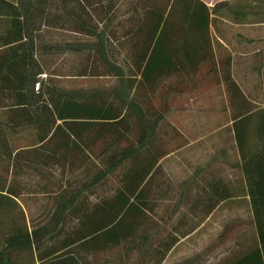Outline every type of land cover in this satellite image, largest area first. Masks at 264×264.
I'll use <instances>...</instances> for the list:
<instances>
[{
  "label": "trees",
  "instance_id": "1",
  "mask_svg": "<svg viewBox=\"0 0 264 264\" xmlns=\"http://www.w3.org/2000/svg\"><path fill=\"white\" fill-rule=\"evenodd\" d=\"M220 19L241 56L213 34ZM262 25L264 0H0V264H162L179 240L148 215L158 164L210 125L240 159L230 168L254 214L225 260L264 264V197L248 168L264 108L233 73L246 57L260 76ZM201 85L214 86L212 118L167 121L174 95L198 107ZM88 162L96 173L78 184ZM107 180L111 196L90 202Z\"/></svg>",
  "mask_w": 264,
  "mask_h": 264
},
{
  "label": "crops",
  "instance_id": "2",
  "mask_svg": "<svg viewBox=\"0 0 264 264\" xmlns=\"http://www.w3.org/2000/svg\"><path fill=\"white\" fill-rule=\"evenodd\" d=\"M255 66L256 64L250 65L247 72H239L237 71L238 68L235 72H233L235 74V81L239 84V86L264 87V66L260 68L259 77H257ZM251 76L252 79L250 78ZM255 99L256 98H253L252 96L250 97V100L253 103L255 102ZM255 105L259 104L255 103ZM259 107L264 108V104ZM207 134H209L207 137L210 136V138L206 140L201 138L200 147L191 149L190 155L185 158L184 170L186 174L184 177V185H181L184 188L183 191L175 194L170 187L173 185V183L170 182L171 178L170 174L167 173V167H164V163L173 154L169 153L161 160L162 162H159L158 166L160 172L158 173V176L153 180L155 185V189L153 191L154 193L147 197V202L152 204L148 207L150 208V211H153L152 206L154 207L155 203L163 204L162 202H168L173 206L172 214L175 215L180 213L181 204L187 203L189 207L188 211L181 214L182 218L184 216V220L178 219V221H176L175 223L176 226H172L171 230L169 231L176 234L178 240L187 238L193 234H198V239H202L208 229H212V224L210 222L209 224H207L206 222L210 220L212 214L218 211H220L219 215H222L221 213L225 212L232 213L235 220L236 218L241 219L243 217H247L250 220L254 215L253 209H251V207L249 206L251 198L244 192V187L246 185L244 174L242 173L240 168H238L237 170L231 169L230 165L232 166V162L230 163V165H227L228 163L225 161L227 159L230 161H232V159H235L238 165L240 164L239 157L237 156V154L233 153L231 156H229L230 154H225V140H223V134L220 135L219 131H210ZM213 136L216 137L214 140H212ZM254 154L255 156H258L257 158H255V164L252 163V167H248L250 169L249 177H251L252 183L261 185V187H259L260 191H257L259 195L256 196L258 201H260L264 197L260 195L264 193V190L262 189L264 187V164L259 163L257 159L262 158L264 160V137L259 143L257 152H255ZM209 155L212 156V158L214 157L215 162L203 163V160H206ZM219 159H221L224 164H218ZM171 161L175 160L171 159L167 163H171V165L174 166L175 162ZM178 168L181 167L177 166V169ZM83 170H86V175H84V172H82ZM82 171L79 175L80 179L78 181V184L80 182L83 184V182H86L87 179H89L96 173L95 164L86 163V165L82 167ZM109 185L110 180L105 181L103 188H99L97 190V194L95 196H91L89 201L94 202L98 197H101L102 195L111 196L112 191H109V193H100L101 190L105 191L106 188L110 189ZM198 186L200 187V190L197 188ZM225 189H227L230 193L229 196H226ZM192 190L198 191L192 194ZM182 194L184 195L183 198H181ZM167 210L168 207L164 209V211ZM185 214L187 216H185ZM188 215L190 218L188 217ZM161 219L163 218L161 217ZM171 219L172 216L170 217V220ZM249 223V233L254 232V227L252 226L251 221ZM220 224L221 222L217 223L218 228L220 227ZM223 237L224 235L221 234V238ZM218 240L219 236L217 234V244ZM227 256H225V258ZM225 258L217 261L216 264H229V261L231 260H225Z\"/></svg>",
  "mask_w": 264,
  "mask_h": 264
},
{
  "label": "rangeland",
  "instance_id": "3",
  "mask_svg": "<svg viewBox=\"0 0 264 264\" xmlns=\"http://www.w3.org/2000/svg\"><path fill=\"white\" fill-rule=\"evenodd\" d=\"M205 3H207L210 7L213 6L215 3L225 0H201ZM227 20L220 19L212 26V32L213 34L221 39L225 45L229 47L232 53H234L237 56H241L243 48L238 46V39L236 38V27L231 26L230 24H227ZM227 26V27H225ZM258 27V26H256ZM261 28H264L262 25ZM244 32V31H242ZM252 35V34H251ZM259 34H257L256 38H259ZM244 59V60H243ZM241 58V69H237L239 72H247L248 67L252 65V61L246 60L247 58L243 57ZM238 72V73H239ZM205 77V75H203ZM252 79V76L250 77ZM200 83L203 82V79L199 78ZM199 83V86H200ZM205 84V83H204ZM76 86H88L86 80H77L75 82ZM206 85V84H205ZM202 86V85H201ZM214 86H202L200 90V94L197 96L199 97V100H197L198 109L197 108H190V102L186 101L184 98H176V95H174V100L169 101V111L166 115V119L169 122H172L176 127L181 126L180 124L184 123L185 118H189V115L193 116L192 119L194 120H200V122H204L203 120H206L208 118H212L213 113L211 114L208 111V101L213 100L214 96L209 94L210 90H212ZM245 89H247L246 95L249 97L256 98L254 103H257L261 106L264 104V87L263 86H244ZM217 94L219 95V98L221 100H224L226 98V94L224 92L223 87L220 88V90L217 91ZM212 97V99H211ZM249 97V98H250ZM200 108V109H199ZM205 108V109H204ZM184 125V124H183ZM206 125V124H203ZM209 127H213V125H210L202 131V129L199 132H196L195 134L191 135L189 140V147H185V149L182 151V153L174 152L170 158L167 159V161L164 163V167H167V173L170 174V182L173 183L172 186H170L173 190V193L177 194L183 191V187L181 185H184L182 183L184 181L185 177V170H184V161L185 158L190 155L191 149H193V146L200 142L201 138L204 140L210 138L207 137L209 134H207L210 131H219V129H212L209 130ZM220 132V131H219ZM222 133L220 132V135ZM194 140H193V139ZM216 137L213 136L212 140H214ZM226 136H223V140H225ZM225 145V141H224ZM175 160L171 162H175V165L172 166L171 163H167L170 160ZM230 165V160H225ZM162 162V161H161ZM164 162V161H163ZM212 163L215 162L214 157L209 155V157L206 160H203V163ZM89 163V162H88ZM218 164H224V162L219 159ZM177 166L181 167L177 169ZM226 166V165H225ZM169 181V180H168ZM110 189L106 188V190H101L100 193H109V191H112L113 186L115 184L110 180ZM200 190V187H197ZM198 190L194 191L192 190V194L197 192ZM163 204H154L153 211H149L148 215L151 217V219L157 224L158 226V236H162L164 233H168L172 226H176L175 223L178 221V219H183L181 217V214L188 211L189 207L186 204H181L180 207V213L175 215L173 213V206L169 204L168 202H162ZM189 203V202H188ZM41 203L37 204V207L35 208V211L42 212V207H40ZM227 206V205H225ZM168 207L167 211H164ZM25 211L28 212V210ZM39 212H36L38 214ZM220 211L215 212L210 217V220L206 222L209 224V222L212 224V229H208L206 234L203 236L202 239H198V234H193L187 238L179 240V243L174 247L169 253L167 254L165 260L163 261V264H216L217 261L222 260L227 256L231 251L236 250L238 246H240L246 239V237L249 236V229H250V220L247 217H243L241 219L236 218V220L233 218L232 213H221L222 215H219ZM172 216V219L170 220V217ZM185 216H187L185 214ZM161 217L163 219H161ZM189 217V215H188ZM190 218V217H189ZM170 220V221H169ZM220 227H217V223H220ZM217 230V232H216ZM220 232V234H219ZM155 231L151 233V236H155ZM217 234L219 236L218 244H217ZM221 234L224 235L223 238H221ZM154 244V243H153ZM135 262V261H134Z\"/></svg>",
  "mask_w": 264,
  "mask_h": 264
}]
</instances>
